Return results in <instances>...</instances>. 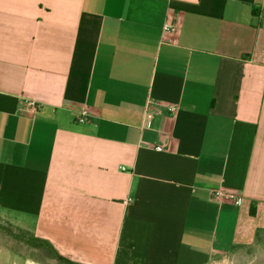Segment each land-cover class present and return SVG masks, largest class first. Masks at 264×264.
Wrapping results in <instances>:
<instances>
[{
	"label": "crops",
	"instance_id": "0c3cea01",
	"mask_svg": "<svg viewBox=\"0 0 264 264\" xmlns=\"http://www.w3.org/2000/svg\"><path fill=\"white\" fill-rule=\"evenodd\" d=\"M0 221L77 264H264V0H0Z\"/></svg>",
	"mask_w": 264,
	"mask_h": 264
},
{
	"label": "rangeland",
	"instance_id": "374dc122",
	"mask_svg": "<svg viewBox=\"0 0 264 264\" xmlns=\"http://www.w3.org/2000/svg\"><path fill=\"white\" fill-rule=\"evenodd\" d=\"M34 240L27 235H23L17 232L11 225L0 221V253L7 257L11 256L8 251L16 252L24 251L26 254H31L42 260L45 264H65L58 260L53 261L52 253L46 246L34 247ZM14 257V256H11ZM227 264H260V262L243 261L238 260L229 262Z\"/></svg>",
	"mask_w": 264,
	"mask_h": 264
},
{
	"label": "built area",
	"instance_id": "2783aa9c",
	"mask_svg": "<svg viewBox=\"0 0 264 264\" xmlns=\"http://www.w3.org/2000/svg\"><path fill=\"white\" fill-rule=\"evenodd\" d=\"M163 33H164V35L165 34H169V35L175 37L176 34H177V28L175 26H173L172 24H170V23H166L165 26L163 27ZM169 42L173 43V42H175V39H170ZM31 104H34V103H31ZM87 114H88V112L86 110L83 111L82 115L78 118V121L80 123L85 122L86 119H87L86 118ZM151 121H152V117H150L148 115L147 118L145 119V126L148 127V128L151 127ZM156 149L158 151H163V148L161 146L156 147ZM214 196L217 197V198L225 197V198L235 199L236 202H238V203L241 202L240 198H234V196L231 195V194H224V193L219 192V191L215 192Z\"/></svg>",
	"mask_w": 264,
	"mask_h": 264
},
{
	"label": "trees",
	"instance_id": "16d2710c",
	"mask_svg": "<svg viewBox=\"0 0 264 264\" xmlns=\"http://www.w3.org/2000/svg\"><path fill=\"white\" fill-rule=\"evenodd\" d=\"M34 240L35 244H33L32 246L34 247H40V246H46L52 253V257L56 260H58L59 262L65 263V264H77L74 263L68 259H66L65 257L59 255L54 249L53 247L50 245V243H48L47 241L44 240H40V239H32Z\"/></svg>",
	"mask_w": 264,
	"mask_h": 264
}]
</instances>
